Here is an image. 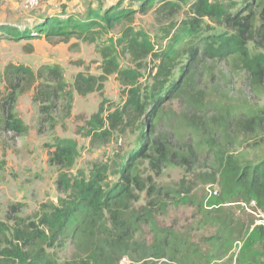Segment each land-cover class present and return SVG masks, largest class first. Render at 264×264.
<instances>
[{
	"label": "rangeland",
	"instance_id": "1",
	"mask_svg": "<svg viewBox=\"0 0 264 264\" xmlns=\"http://www.w3.org/2000/svg\"><path fill=\"white\" fill-rule=\"evenodd\" d=\"M92 1L54 0L45 12L41 9L34 12L24 10L8 20H0V23L21 30L42 16L56 15L62 4L67 5L74 15H81L89 3H95L93 9L99 12L103 11L99 5L118 4L120 10L127 12L140 8L137 0ZM208 2L218 3L233 17L247 16L252 10L256 25H260L264 0ZM159 5L156 2L147 13H134L128 19H122L117 27L99 31L94 41L78 36H73L70 41L45 37L28 41L16 40L11 35L0 41V75L9 64L26 65L33 70L45 65H59L69 85L61 107L43 126L39 122V105L33 101L34 92L18 96L14 113L28 126V132L23 135L0 134V221L6 220L7 211L14 204L24 205L22 217L39 215L48 205H61L67 199L56 184L62 175L88 179L96 167L102 166L108 171L104 188L114 191L122 176L121 169L127 168L143 186L141 190L135 188L137 200L132 202V207L136 210L150 204L155 207L154 218L138 226L134 240L147 245L156 244L162 237L169 240V256L154 260L156 264H253L254 259L262 261L264 237L253 236L254 224L258 220V210L253 209L254 205L246 208L242 203L241 206L214 209L208 205L211 196L220 191L218 183L206 182L209 178H217L220 167L212 149L197 151L198 141L192 136L173 140L172 149H180L184 153L192 151L194 159L181 164L179 159L172 157L171 162L162 165L158 171L149 158L139 154L142 150L146 155H154L149 144L144 146L141 133L147 132L148 129L143 127L151 118H142V127L139 121L133 126L122 127L108 141L100 142L87 135L93 116L99 113L102 104V117L113 113L124 104L131 88L149 97L151 92L159 89L161 106L169 115L172 113L179 117L186 114L190 116L189 120L196 122L199 117H206L208 125L213 127H216L211 121L214 116H224L228 111L241 112L242 108H248L249 114L264 117V78L256 81L240 64L225 55L205 56L202 69H199L201 74L191 91L192 96L200 100L198 106L193 107L187 102V97L171 98V88L181 81L186 71L184 68L190 63L192 47H197L202 37L211 40L212 36L219 35L227 39L236 32L221 18H201L190 4H180L165 14L156 13ZM132 38L139 43L144 42L151 55L136 59L138 57L127 48ZM258 41L251 42L250 48L254 53L264 54V42ZM108 54L109 59L115 60L120 73L107 75L102 91L86 96L78 94L74 87L77 75L87 78L106 75L105 56ZM161 67L167 69V76L163 75L164 71L161 73ZM124 72L127 74L122 75ZM124 83L130 85L127 87ZM3 93L4 85L0 87V104ZM146 101L150 105L149 98ZM159 128L162 132L167 130L164 125ZM159 128L157 125L156 129ZM236 131L233 127L224 136L225 157H232L242 167L261 163L264 160V121H259L256 131ZM64 140L73 141L77 147L78 154L71 168L49 162L54 145ZM225 218L231 221V227L226 229L223 226L220 230ZM75 253L71 243L54 250L59 263L72 260ZM131 263L127 258L119 264Z\"/></svg>",
	"mask_w": 264,
	"mask_h": 264
},
{
	"label": "trees",
	"instance_id": "2",
	"mask_svg": "<svg viewBox=\"0 0 264 264\" xmlns=\"http://www.w3.org/2000/svg\"><path fill=\"white\" fill-rule=\"evenodd\" d=\"M52 1L54 0L46 1L37 10L41 9L45 12L49 6L53 5ZM137 1L140 3V8L128 12L120 10L118 4L99 5L98 7L103 10L99 12L93 9L95 3H89L81 15L71 14L70 8L62 4L56 15L42 16L21 30L13 29L6 23H0V41L6 35H11L16 40L28 41L44 37L46 39L64 38L65 41H70L73 36L94 41L99 31L117 27L122 19H128L134 13H147L156 2L160 3L156 10L158 14H165L178 8L180 4H190L191 9L201 18H221L225 23L231 24L236 33L227 39L219 35L212 36L211 40L202 37L200 44L191 49L192 57L189 60L190 63L184 68L185 75L180 82L176 83V87L171 88V98L187 97V102H190L193 107L200 104V100L193 97L191 91L194 89L197 76L201 74L199 69H202L206 55L209 58L225 55L240 64L256 81L264 78V54L254 53L250 48L251 42H259L258 40L264 42V6L260 25L257 26L252 10L247 16L233 17L227 14L226 8L218 3L210 4L208 0ZM127 48L139 60L151 55V51L146 50L145 43H139L134 38L130 39ZM105 57L107 59L104 68L106 75L89 78L82 74L77 75L74 87L78 94L86 96L95 91H102L107 75L120 73L115 60L109 59L110 54ZM161 68V73L164 71L163 75L167 76V69ZM126 74L127 72H124L122 75ZM2 85H4V93L0 104V134L14 133L16 135L28 132V126L14 113V106L19 95L29 91L34 92L33 101L39 105V122L40 126H43L49 123L52 113L61 107V102L69 88L63 69L59 65H45L38 70H33L26 65L9 64L0 75V87ZM124 85L128 87L130 84L124 83ZM159 91L158 89L151 92L149 97L144 96L140 90L131 88L124 104L104 117L101 116L104 114L102 104L99 113L93 116L91 129L87 135L100 142L108 141L113 137L114 132L121 130L122 127L133 126L138 121L139 126L142 127V118H151L143 127L149 131L141 133L144 136V146L147 147L149 144L154 155H146L142 150L139 154L149 158L158 171L162 165L170 163L172 157L179 159L181 164L193 161L192 151L187 154L180 149L171 148L173 140H183L192 136L198 141L197 151L212 149L220 163L217 178H209L206 181L210 184L218 183L220 187V191L214 193L209 199V207L214 209L228 205L241 206L242 203L251 206L255 203L256 208L264 214V160L254 166L242 167L232 157H225L222 146L224 138L233 127L237 133L243 130L256 131L259 121H264V117L249 114L248 108H242L243 113L228 111L224 116H214L211 121L216 127H213L208 125L206 117L198 116L200 120L196 122L193 119L189 120L190 116L186 114L179 117L172 113L169 115L161 106L162 97ZM147 98L151 101L150 105L147 104ZM154 114L156 116L152 120ZM157 125L158 128L164 125L167 130L162 132L160 128L156 129ZM216 134H219L218 139ZM54 148V152L50 154V164L71 168L78 154L74 142L59 141ZM118 170L120 175V169ZM121 173L122 176L119 177L118 186L114 191H107L104 188L108 171L102 166L96 167L88 179L78 180L66 175L60 176L56 183L57 188L60 193L67 196V199L58 206H45L46 209L39 215L22 217L20 214L24 205H11L7 211L6 220L0 221V264H119L127 258L130 259L131 264L141 262L156 264L154 260L166 259L169 256L167 237H162L154 245L134 240V232L138 226L154 218L155 207H151L150 204L139 210L134 209L132 202L137 200L135 188L141 190L142 182L127 168L121 169ZM215 212H221V210ZM223 226L229 229L231 221L225 218L219 229L221 230ZM253 236L263 238L264 226L254 224ZM68 243L74 246L75 257L59 263L54 250L63 248ZM253 264H264V260L254 259Z\"/></svg>",
	"mask_w": 264,
	"mask_h": 264
},
{
	"label": "crops",
	"instance_id": "3",
	"mask_svg": "<svg viewBox=\"0 0 264 264\" xmlns=\"http://www.w3.org/2000/svg\"><path fill=\"white\" fill-rule=\"evenodd\" d=\"M72 1L80 2V0ZM24 10L23 0H0V20H8Z\"/></svg>",
	"mask_w": 264,
	"mask_h": 264
},
{
	"label": "built area",
	"instance_id": "4",
	"mask_svg": "<svg viewBox=\"0 0 264 264\" xmlns=\"http://www.w3.org/2000/svg\"><path fill=\"white\" fill-rule=\"evenodd\" d=\"M46 1H49V0H23L24 9L29 12L37 10L41 8ZM244 205L246 208L252 207V205H254L253 209L258 210V212L256 213L258 220L255 225L264 226V214L258 208H256V204L252 203L251 206H248L246 204Z\"/></svg>",
	"mask_w": 264,
	"mask_h": 264
}]
</instances>
